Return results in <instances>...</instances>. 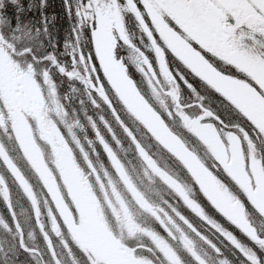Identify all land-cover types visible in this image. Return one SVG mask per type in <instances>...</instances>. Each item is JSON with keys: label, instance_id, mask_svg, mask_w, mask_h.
<instances>
[{"label": "snow or ice", "instance_id": "snow-or-ice-1", "mask_svg": "<svg viewBox=\"0 0 264 264\" xmlns=\"http://www.w3.org/2000/svg\"><path fill=\"white\" fill-rule=\"evenodd\" d=\"M0 0V264H264V0Z\"/></svg>", "mask_w": 264, "mask_h": 264}, {"label": "trees", "instance_id": "trees-1", "mask_svg": "<svg viewBox=\"0 0 264 264\" xmlns=\"http://www.w3.org/2000/svg\"><path fill=\"white\" fill-rule=\"evenodd\" d=\"M47 12L49 15L55 14L57 16V29L60 36L63 34L64 28L67 27L63 19L62 0H48Z\"/></svg>", "mask_w": 264, "mask_h": 264}, {"label": "rangeland", "instance_id": "rangeland-1", "mask_svg": "<svg viewBox=\"0 0 264 264\" xmlns=\"http://www.w3.org/2000/svg\"><path fill=\"white\" fill-rule=\"evenodd\" d=\"M63 36V34L61 35V37ZM5 211V209H4V207H3V205L2 204H0V212H4Z\"/></svg>", "mask_w": 264, "mask_h": 264}]
</instances>
